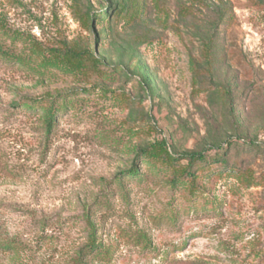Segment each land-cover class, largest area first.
<instances>
[{
    "label": "rangeland",
    "instance_id": "1",
    "mask_svg": "<svg viewBox=\"0 0 264 264\" xmlns=\"http://www.w3.org/2000/svg\"><path fill=\"white\" fill-rule=\"evenodd\" d=\"M0 46V264H264V0H0Z\"/></svg>",
    "mask_w": 264,
    "mask_h": 264
},
{
    "label": "trees",
    "instance_id": "2",
    "mask_svg": "<svg viewBox=\"0 0 264 264\" xmlns=\"http://www.w3.org/2000/svg\"><path fill=\"white\" fill-rule=\"evenodd\" d=\"M6 51L3 50V48L0 46V53H5ZM7 54V52H6ZM35 102L36 100H29L26 101L22 104V106L24 107H28L29 109H32L35 106ZM44 115H45V121L47 123V126L50 127L52 125V122L54 120V111H53V107H47L44 108ZM180 158L178 159H187L190 162H194V161H206L207 160V156L203 153V152H189V153H184L182 155L179 156ZM225 159L223 157V154H218L215 155L214 157V162H223ZM129 176H134L137 174V171L134 168H131V170L128 172Z\"/></svg>",
    "mask_w": 264,
    "mask_h": 264
}]
</instances>
